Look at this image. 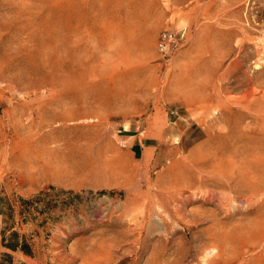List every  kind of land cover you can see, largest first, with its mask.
<instances>
[{"label": "rangeland", "instance_id": "1", "mask_svg": "<svg viewBox=\"0 0 264 264\" xmlns=\"http://www.w3.org/2000/svg\"><path fill=\"white\" fill-rule=\"evenodd\" d=\"M0 196L4 264H264V0H0Z\"/></svg>", "mask_w": 264, "mask_h": 264}, {"label": "trees", "instance_id": "2", "mask_svg": "<svg viewBox=\"0 0 264 264\" xmlns=\"http://www.w3.org/2000/svg\"><path fill=\"white\" fill-rule=\"evenodd\" d=\"M53 188V187H50ZM42 195H46L45 192L41 191L37 195L32 198H24L19 196L18 199L20 201L19 204V214L23 217L22 221L27 222L32 218L29 217L30 209H36L40 213H45L51 210V201L46 202V206L44 208H39V203L43 200ZM5 200V197L0 196V214L4 217L3 223L5 224L0 232L1 235V245L11 251H21L23 254L28 256H33L32 244L25 234H20L18 231L13 230V214L14 207L13 205L7 203L6 204V212L2 210V205ZM8 262L11 263V258L7 255ZM0 264H4L3 261H0Z\"/></svg>", "mask_w": 264, "mask_h": 264}, {"label": "built area", "instance_id": "3", "mask_svg": "<svg viewBox=\"0 0 264 264\" xmlns=\"http://www.w3.org/2000/svg\"><path fill=\"white\" fill-rule=\"evenodd\" d=\"M171 41H172V33L164 32L161 35V39H160L159 45H158V48L160 49V51L167 50Z\"/></svg>", "mask_w": 264, "mask_h": 264}, {"label": "bare ground", "instance_id": "4", "mask_svg": "<svg viewBox=\"0 0 264 264\" xmlns=\"http://www.w3.org/2000/svg\"><path fill=\"white\" fill-rule=\"evenodd\" d=\"M200 183L201 182H203V179H200V181H199ZM217 183V182H216ZM193 185H195V182L194 183H192V184H190V186H193Z\"/></svg>", "mask_w": 264, "mask_h": 264}]
</instances>
